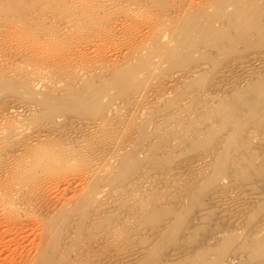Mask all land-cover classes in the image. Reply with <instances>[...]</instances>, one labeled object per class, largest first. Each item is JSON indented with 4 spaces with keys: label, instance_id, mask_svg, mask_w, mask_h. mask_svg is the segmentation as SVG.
I'll return each mask as SVG.
<instances>
[{
    "label": "rangeland",
    "instance_id": "374dc122",
    "mask_svg": "<svg viewBox=\"0 0 264 264\" xmlns=\"http://www.w3.org/2000/svg\"><path fill=\"white\" fill-rule=\"evenodd\" d=\"M263 77L264 0H0V264H209L253 196L207 185L217 110Z\"/></svg>",
    "mask_w": 264,
    "mask_h": 264
},
{
    "label": "bare ground",
    "instance_id": "6f19581e",
    "mask_svg": "<svg viewBox=\"0 0 264 264\" xmlns=\"http://www.w3.org/2000/svg\"><path fill=\"white\" fill-rule=\"evenodd\" d=\"M237 12L239 15H246V9H244L243 6L238 7ZM249 15H250L249 17L251 18V20H250V22H243L244 25L239 27L241 32H244V30L247 29L251 24H257L258 12H251V13H249ZM185 37H183V39ZM175 57L176 56H174V58ZM129 74H130V72H129ZM121 77H123V76H121ZM127 78H129V77H127ZM130 78H131V76H130ZM121 79L122 78H120V81L118 79V81L120 82L119 84H121V82H122ZM123 81H125V80L123 79ZM125 82H127V81H125ZM125 82H123V84ZM127 84H129V83H127ZM237 88H239V87H237ZM248 88L249 89L246 91V93H242V91H241V94H238V95L235 94L236 96L234 95L235 97H233L234 98L233 100L223 102V103H221L219 108L217 107L218 108L217 111H219L218 113L220 115L219 117L222 119L221 122H223V124H220L221 127L223 126L222 130L224 131L225 127H226V129H227V127L228 128L232 127V128H231V130L228 129L229 131L227 130V133L225 135H222L221 140L219 139V141H220L218 144L219 146H217L218 152H216V153H218L217 159L216 160L214 159L216 161V163L213 164L214 166L211 165L212 169L210 171H208V172H210V174L208 173L207 181L206 180L205 181L207 182L208 186L213 185V184H215V185L218 184V185H216V186H218L217 189L220 186V189L218 191L220 193H219L218 200H217V201H219V204L221 203L220 201H222V199L224 198L221 196H223V195L227 196V194H228V193L227 194L224 193V192H226L225 189H227V190L230 189V191H231V189H233L235 191V193L240 191L241 193L238 192L240 194L249 190V192L250 191H252V192H250L248 194H251L253 196L247 195V197L244 200H243L244 197H242L241 200L238 198L240 201H236V203L234 201V203L232 204V206L234 205L233 209H231V208H230V210H224L223 209L224 212L222 211V213L220 214V215H222L221 219H223V221L221 223H223V224L219 223L222 226H219L217 224L219 226L217 233L221 234L220 237L218 235L219 241L217 240L218 242L214 245H212L213 243L212 244L210 243L212 246L209 245V248H208V251H213L215 254L214 257L209 261V264H226V262L231 263L232 261H234L233 256L229 255V250L236 243L237 240H238L237 242H239L238 238H240L242 235L245 237H244V239L240 238L243 240V242L241 241V244H239L238 246L240 249L246 250L247 252L249 250V252L244 257L245 261L242 262V264H264V212L260 209L263 207V206L261 207V205H264V173H263L264 172V138L261 137V134L263 135V133H261V131L263 132L262 129L264 127H262V128L260 126H259L260 128L255 127L256 131H257V129H259V130L261 129V131L259 132L260 135L257 134L254 130H250L248 127L250 125L249 122L251 124L253 123V122H251L252 120L257 119L258 117H261V119H262V115L264 113V109L263 108L261 109V106L264 103V77L261 80L259 79V82H257V83L253 82V85L251 87H248ZM78 93H80V92H78ZM78 93H77V95H78ZM239 93H240V91H239ZM248 93H251L250 97H248ZM228 94H229V92H228ZM226 98H227V96L224 99H226ZM87 99H89V98H87ZM99 101H100V94L99 93H94V95H91L90 99L87 100L89 108L91 107L92 109L99 110L100 109ZM222 101H225V100L221 99L220 102H222ZM218 104H220V103H218ZM214 110H216V109H214ZM214 114L216 116L217 113H215V111H214ZM211 115H213V114H211ZM217 116H218V114H217ZM208 119H210V118H208ZM257 121H261V120H259V118H258ZM217 122H218V120H217ZM254 122L256 123V120ZM212 124H213V122H212ZM263 124L264 123L262 122V125ZM226 125H229V126L231 125V127L226 126ZM254 125L255 124H253V126ZM251 127L252 126H250V128ZM210 128H211V126H210ZM217 128H219V127H217ZM216 132H218V131L216 130ZM212 135H214V134H212ZM207 140L210 141L211 138L208 137ZM215 142H217V141H215ZM258 150H260V152ZM208 155L210 156L211 154L209 153ZM213 157L214 156H212V158ZM260 157L262 158V160H261L262 162L260 161L258 163V159ZM215 158H216V155H215ZM205 159L207 160V158H205ZM209 160H211V158H208V161ZM209 166H210V164H209ZM251 167L253 169L255 168V170L259 174H261L259 176L256 175V176H258V178H256L255 175L253 177L254 179L256 178V181L254 180L255 182H257V180L258 181L260 180L258 182V185L256 184V185H252L249 187H247V185H245L246 187L244 186V188H242L243 186L242 187L239 186V183H242V182H237V184L234 183V178L236 179L237 176L238 177L242 176V177L246 178V175H247V179L249 177L248 173H251V175L253 176L254 173L252 174V172H248L249 168L251 170ZM124 169L126 170L128 168H124ZM255 170H254V172H255ZM233 176H235V177L233 178ZM252 176H250V177H252ZM250 177H249V180H250ZM253 178H251V179H253ZM242 179L240 178V180H242ZM237 180H239V179H237ZM250 182H253V181L251 180ZM243 184H244V181H243ZM228 195H230V194H228ZM234 195H232L230 197L233 198ZM237 195L238 194H236V196H235L236 200H237V197L239 196V195L238 196ZM212 198H216V197H212ZM229 200H230V198L228 199V201ZM217 201H215L216 204L218 203ZM228 203L229 202H227L226 204L228 205ZM255 203H256V205H255ZM208 204H209V208H210V204H212V203H207V206H208ZM220 205H221V207H222V205L224 206L225 202H223ZM220 205L218 206L219 208H220ZM253 205H255L254 208L252 207ZM251 207H252V209H251ZM224 208H226V207H224ZM212 209L213 208H211V210ZM227 209H229V208H227ZM209 213H211V212H209ZM181 215H182V213H181ZM217 217H219V216H217ZM212 222H213V220H212ZM214 227H215V225H214ZM246 230H247V232L245 234L244 231H246ZM211 236H212V234H211ZM214 239H216V238H214ZM206 243L209 244L208 242H206ZM237 250H238V247H237ZM237 252H236V254L233 252L234 255H238L239 252L238 253Z\"/></svg>",
    "mask_w": 264,
    "mask_h": 264
}]
</instances>
